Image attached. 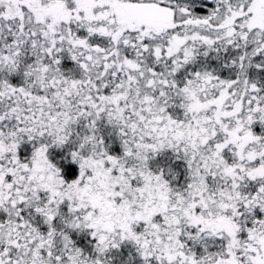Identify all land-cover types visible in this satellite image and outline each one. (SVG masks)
<instances>
[{
  "label": "snow or ice",
  "instance_id": "snow-or-ice-1",
  "mask_svg": "<svg viewBox=\"0 0 264 264\" xmlns=\"http://www.w3.org/2000/svg\"><path fill=\"white\" fill-rule=\"evenodd\" d=\"M0 264H264V0H0Z\"/></svg>",
  "mask_w": 264,
  "mask_h": 264
}]
</instances>
